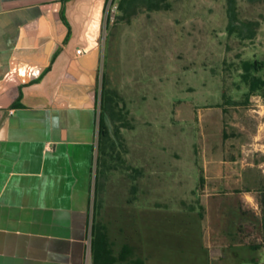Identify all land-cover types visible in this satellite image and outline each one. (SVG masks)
Listing matches in <instances>:
<instances>
[{
    "label": "rangeland",
    "instance_id": "374dc122",
    "mask_svg": "<svg viewBox=\"0 0 264 264\" xmlns=\"http://www.w3.org/2000/svg\"><path fill=\"white\" fill-rule=\"evenodd\" d=\"M117 1L99 74L115 150L88 264L94 213L116 251L128 241L147 264H264V99L241 79L244 61L264 62V0H168L129 21Z\"/></svg>",
    "mask_w": 264,
    "mask_h": 264
},
{
    "label": "crops",
    "instance_id": "0c3cea01",
    "mask_svg": "<svg viewBox=\"0 0 264 264\" xmlns=\"http://www.w3.org/2000/svg\"><path fill=\"white\" fill-rule=\"evenodd\" d=\"M108 3L0 0V264H88Z\"/></svg>",
    "mask_w": 264,
    "mask_h": 264
},
{
    "label": "trees",
    "instance_id": "16d2710c",
    "mask_svg": "<svg viewBox=\"0 0 264 264\" xmlns=\"http://www.w3.org/2000/svg\"><path fill=\"white\" fill-rule=\"evenodd\" d=\"M118 8L121 12L122 20H130L140 7L146 8V10H161L167 7L168 0H118ZM233 16V15H232ZM231 16V17H232ZM234 18V17H232ZM252 34L249 33L248 37ZM264 72V62L255 61H244L243 63V73L241 79L243 83L248 86V98L251 96L260 94L264 99V76L260 73ZM106 72L103 77V88L101 92V113L99 121V138H98V156H97V170H96V186L99 178L103 177L106 173L107 161L106 156L108 152L115 150V141L112 139L107 117L109 111H111V98L106 90ZM261 204L264 207V192L261 196ZM194 209V208H192ZM262 228L264 230V212L262 215ZM125 240H130L127 237ZM134 244L126 241L122 243L119 250H115V244L111 239L110 232L106 226L96 220V215L94 213V219L92 224V239H91V254H92V264H147L142 256H136V248ZM180 260V261H179ZM187 259L182 257L181 259H176L179 264H187L185 261ZM170 261H175L171 259ZM157 264H167V262H158Z\"/></svg>",
    "mask_w": 264,
    "mask_h": 264
},
{
    "label": "built area",
    "instance_id": "2783aa9c",
    "mask_svg": "<svg viewBox=\"0 0 264 264\" xmlns=\"http://www.w3.org/2000/svg\"><path fill=\"white\" fill-rule=\"evenodd\" d=\"M112 4H113V3H112ZM114 10H115V9H114L113 7H110V8H109V12H110V11L114 12ZM110 16H111V19L113 20V19H114V13H113L112 15H110ZM82 52H83V51H82L81 49H79V50L77 51V54L81 55ZM10 112L12 113L13 111H10Z\"/></svg>",
    "mask_w": 264,
    "mask_h": 264
}]
</instances>
